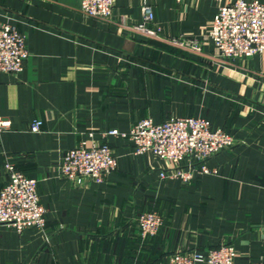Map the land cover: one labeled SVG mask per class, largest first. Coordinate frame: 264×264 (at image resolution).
Instances as JSON below:
<instances>
[{
	"label": "crops",
	"instance_id": "obj_1",
	"mask_svg": "<svg viewBox=\"0 0 264 264\" xmlns=\"http://www.w3.org/2000/svg\"><path fill=\"white\" fill-rule=\"evenodd\" d=\"M234 1L116 0L103 18L82 0H0V22L17 26L31 51L21 72L0 73V116L11 120L0 132V187L11 160L38 179L47 219L45 231L3 226L0 264H168L176 250L225 242L236 245L237 264L264 259V52L222 57L208 37L219 8ZM146 3L158 36L137 27ZM174 37L196 38L202 50ZM173 116L204 117L234 135L208 161L217 172L190 184L161 178L156 155L111 135L118 167L103 182L74 186L62 176V157L82 140ZM146 210L164 224L142 239L137 216Z\"/></svg>",
	"mask_w": 264,
	"mask_h": 264
},
{
	"label": "built area",
	"instance_id": "obj_2",
	"mask_svg": "<svg viewBox=\"0 0 264 264\" xmlns=\"http://www.w3.org/2000/svg\"><path fill=\"white\" fill-rule=\"evenodd\" d=\"M116 0H82V10L90 16L109 18ZM154 11L151 4L143 5V19L137 27L151 36H158V28L151 27ZM208 37L222 57L244 59L264 52V1L236 0L223 5L213 18ZM175 45L194 51L202 50L196 38L174 37ZM31 51L25 35L17 26L0 22V73L16 74L23 70ZM43 121L35 119L32 131L41 130ZM11 126V120L0 116V132ZM118 135L129 139L136 154L151 152L165 166L161 178L180 179L190 184L204 174L217 172L208 164L215 154L233 147L236 138L222 128H214L204 117L173 116L156 123L150 117L138 120L129 131L113 128L103 134V140H82L69 149L60 162V172L72 185L82 186L88 180L103 182L118 167V159L108 137ZM7 182L0 187V229L7 225L19 231L25 228L46 230V208L41 201L38 179L5 163ZM164 224L157 211L146 210L137 216L142 239L155 236ZM238 249L225 242L207 250H176L168 264H237ZM246 264H264V259Z\"/></svg>",
	"mask_w": 264,
	"mask_h": 264
}]
</instances>
